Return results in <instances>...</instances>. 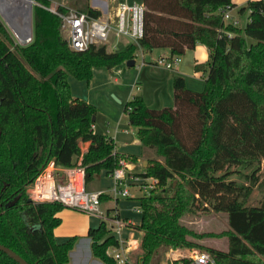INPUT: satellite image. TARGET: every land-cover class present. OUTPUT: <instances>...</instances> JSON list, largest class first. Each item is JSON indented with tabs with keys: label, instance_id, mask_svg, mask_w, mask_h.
<instances>
[{
	"label": "trees",
	"instance_id": "16d2710c",
	"mask_svg": "<svg viewBox=\"0 0 264 264\" xmlns=\"http://www.w3.org/2000/svg\"><path fill=\"white\" fill-rule=\"evenodd\" d=\"M50 6L52 0H36ZM30 1H27V5ZM76 10L101 17L91 0H76ZM143 35L120 51L92 44L77 51L61 32V17L41 5L33 8V38L20 44L0 16V244L30 264H67L77 237L58 243L59 202L34 203L26 191L50 159L63 167L77 164L81 143L90 142L82 163L87 182L101 171L110 175L118 158L109 135L94 130L95 106L73 96L69 76L91 80L93 68H112L135 59L137 47H167L172 56L201 43L208 59L194 66L205 74L204 88L186 87L172 75L173 106L148 107L133 94L124 103L129 125L137 128L142 148L157 158L141 174L155 177L160 190L140 198L141 221L128 224L141 232L134 262H152L154 251L201 247L216 264H264V179L255 176L264 159V0H248L244 27L223 19L221 10L232 0H142ZM70 8L60 6L63 12ZM250 38L251 41H248ZM255 166L248 184L231 178ZM263 188L259 205H245L256 184ZM104 196L102 195V199ZM212 209L227 213L229 229L222 233L226 249L206 246L185 225L187 213ZM92 251L103 264H118L110 248L119 242L106 221L89 229ZM0 264H20L0 250ZM172 264H191L189 258Z\"/></svg>",
	"mask_w": 264,
	"mask_h": 264
},
{
	"label": "rangeland",
	"instance_id": "374dc122",
	"mask_svg": "<svg viewBox=\"0 0 264 264\" xmlns=\"http://www.w3.org/2000/svg\"><path fill=\"white\" fill-rule=\"evenodd\" d=\"M29 0H0V9L4 12L6 18L8 20H5V18L1 15L2 20L5 22L8 30L10 33L14 36L16 41L19 43L21 38L17 35L18 30H20L23 26H31V16H30V9H31V3L29 2L27 5L25 4ZM71 1V0H68ZM105 0H91L92 4H99L101 2H104ZM107 2H110L111 8H113L114 5L118 4V9L120 6V2H126L129 5L133 4H140L142 0H115L116 3L112 0H106ZM248 0H244L239 5H245ZM20 2V3H18ZM36 5H41L36 0L32 1V8H34ZM45 9L53 12V13H64L60 10V6L76 9L77 3L76 0L73 4L67 3V4H59L56 3L55 0H52L50 6L41 5ZM98 6V5H97ZM237 7L233 14L238 17V26L244 27L246 22V13L247 9L243 10L242 12L239 11V9L242 7ZM10 7V8H9ZM117 9V12H118ZM101 10V9H100ZM11 12V13H10ZM116 12V15H117ZM230 13V12H229ZM104 15H107L106 13ZM116 15L114 17L116 19ZM103 16V14H102ZM231 16V15H230ZM232 17V16H231ZM231 19V18H230ZM230 19H226V21H230ZM9 21V22H7ZM14 26H12L11 24ZM61 32L64 37H66V31L63 28L62 25V19H61ZM125 39H129L127 37H123ZM248 41H251L250 38H247ZM153 52L146 53L148 49H144V59L148 62L151 58V56H154L158 54V48H153ZM110 51H120L119 45L114 49ZM134 66H127L126 61H123L119 63V67L117 68H123L125 74L121 75H114L112 68H108L107 66H96V70L93 73V77H96V80L93 82L92 79L86 80V79H77L75 76H71V91L74 95L80 97L81 99H89V102H91L95 108H96V120L94 121V124L96 126V131L99 134L104 135H111L109 132L112 131L113 126L118 121L119 116L122 112H124L123 105H121L116 99V95L114 90L116 91H123L128 90L132 87V84L137 77L138 80V86H140V89L135 91V94H139L143 97V100L146 105L149 103H153L155 108H162L165 106H172L173 105V95H172V81H166V78H170L171 71H168L162 67L151 65L150 63H146L144 66H140L139 69L138 66L140 65L141 58L138 57L135 60ZM117 66V65H116ZM105 70V72H110V77L106 75V73H99V70ZM197 79L191 78L189 81L191 85H194L195 87H199L200 90H203V81L199 78L198 75H196ZM114 78L116 81H114ZM166 82H168L166 84ZM160 90V91H159ZM194 90V89H193ZM158 92L160 94H158ZM115 97H114V96ZM162 96L163 100L165 102H160V104H157L158 98ZM117 98V97H116ZM168 102H166L167 100ZM125 103V102H124ZM156 105H162V106H156ZM150 107V106H149ZM119 110V111H118ZM120 113V114H118ZM121 126L120 128H129L133 130L132 134H120L118 137L117 144L119 145V151L124 153H132L131 151H138L139 148H137L134 144H129L125 146L123 143H129L132 139H139L137 135V128L135 126H129L127 123V115H124L122 119H120ZM151 158L147 159L148 161L152 160L153 158H157L155 154L152 153L150 156ZM147 166V165H146ZM255 168V166H251L246 169H240L239 173H235L231 176V178H234L237 182L242 184H248V174L253 172L252 170ZM255 176H258L259 181L258 183H261V181L264 179V159L261 160V162L258 165V170L255 172ZM256 184L252 188V192L248 196V198L245 200V205L248 206H257L260 204L262 195H263V188L260 186V184ZM111 181L104 175L97 177L94 176L92 179H90L87 182L88 190L90 191H98L101 192L103 190H107L110 186ZM30 185V184H29ZM29 185H27L26 191L28 193ZM105 198H103L104 200ZM114 204L112 199L104 200L102 203V207L105 208L109 205ZM117 207L120 209L121 216L125 214L127 207L129 208L131 205L125 207L124 210L121 208V201L119 200L117 202ZM78 211V210H77ZM84 213V212H83ZM87 214V213H85ZM182 221L185 225H187L189 228H191L195 233L198 234H213L216 236H207L203 239L196 238L195 240H198V242L206 245V246H217L221 249H225L227 246V239L225 236L222 235L223 232L229 229L228 225V219H227V213L225 212H217L212 209L208 210H198L193 213H187L183 216ZM108 225V224H107ZM110 228V226L108 225ZM133 227V226H132ZM110 228V233H111ZM191 254L194 250H200L204 249L201 247H186ZM131 254L137 255V249L133 250ZM127 258V256H126ZM184 258V257H183ZM190 259V258H189ZM191 260V259H190ZM136 261V258H135ZM152 262H157L159 264H168L169 259L165 257L164 253H161L160 250H155L152 255ZM128 262V260H127ZM132 262V258L130 260ZM172 264V263H170Z\"/></svg>",
	"mask_w": 264,
	"mask_h": 264
},
{
	"label": "crops",
	"instance_id": "0c3cea01",
	"mask_svg": "<svg viewBox=\"0 0 264 264\" xmlns=\"http://www.w3.org/2000/svg\"><path fill=\"white\" fill-rule=\"evenodd\" d=\"M55 1L56 3H59V4H67L71 2H73L74 4L75 2V0H71V1L55 0ZM112 1L116 3L115 0H112ZM243 1L244 0H232L234 5L230 9V15L232 16L231 20H236L238 22L239 19L237 16L233 14V12L237 7L242 6L239 4H241ZM100 4L101 5L99 4H95V5L92 4V5L102 10L103 16L101 17L103 19H111V20L114 19L119 3H116L117 5H114L113 8H111L110 2H107L106 0L104 2H101ZM140 4H143V3L141 2ZM105 13L107 15H104ZM248 13L249 12L247 11L246 21H247ZM111 41L116 42L117 46L119 45L120 50L124 49L125 46L130 43L129 39L127 40L123 37L116 39L114 38V36L111 37ZM158 49H159L158 54L151 56L150 60L148 62L146 61V63H150L151 65L158 66L157 64H155V61L159 56H165V57L172 56L169 48L163 47V48H158ZM110 52H114V51H110ZM151 52H153V50L148 51L146 53H151ZM180 57H181V60L178 63H176L172 69H166L168 71H171V76L170 78L169 77L166 78V81H172V75L178 74L184 78L185 85L187 88L191 90L194 89V91H201L199 87L197 86L195 87L194 85H191L189 80L191 78L197 79L196 75H198L199 78L203 81V87H204L205 74L202 71H195L194 66L196 64L206 62V60L208 59V49L206 48L205 45L201 43H197L194 46V48L185 50V52ZM146 63L143 65H139L138 68L140 69L141 68L140 66L146 65ZM159 66L162 67L161 65ZM117 67H119V65L112 67L114 75L119 76L123 73L125 74L123 68L121 67L117 68ZM95 70H96V67L93 68V73ZM99 73H106L108 77L111 76L110 72H105V70H102V69L99 70ZM71 76L73 75L69 76L70 86H71ZM95 80H96V77H93L92 81L94 82ZM114 81H116L115 78H114ZM138 83L139 82L136 77L131 88H129L128 90L120 91V92L114 90L117 98L114 95L113 96L121 105L124 106V102H126L131 97V95L135 94L134 92L136 90L138 91L140 89V86H138ZM167 83L168 82H166V84ZM158 94L160 93L158 92ZM172 95H173V88H172ZM73 96L78 97L74 94ZM161 100H163L162 96L158 98L157 104H160V102H165ZM168 100L166 102H168ZM86 101L89 102V99H87ZM173 104H174V100H173ZM147 106L148 107L150 106V108H155L154 107L155 105L153 103H149ZM156 106L158 107L162 105H156ZM124 115H126L124 112L120 114L118 121L115 123V125L112 128V131L109 132L111 134L109 136H111L112 139L114 140L115 149L117 152L135 156L132 160L126 159L125 169L128 175L133 176V177H137V176L140 177L141 174L144 173V170L146 168L147 159L151 158L150 156L152 155V153L153 154L155 153L152 149L142 148L139 139H136V138L132 139L129 143H123V144L125 146L129 144H134L137 148H139V152L131 151L132 153H129V152L124 153V152L119 151V145L117 144L119 140L118 139L119 135L120 134L129 135L133 133L132 128L131 129L120 128L121 126L120 119H122ZM129 126H132V125H129ZM94 130L95 132H97L95 125H94ZM89 145H90V142H82L81 148H85L86 150H88ZM102 175H104L111 181V184L108 187V189L103 190L104 192L103 196L105 198L104 200L112 199L114 204L103 208L102 203L104 200L102 199L101 212L96 213V214H85L83 212H80V211H77L71 208H67V207H65L64 209L61 210V212H59V216L61 217L62 221H61V224L57 226L54 230L56 241L58 243H64L73 237H77L76 243L69 253V262L67 264H103V262L100 259L94 256L93 251H92V240L88 234L90 228L98 227L103 220L106 221L107 224L110 226L112 230L111 234L115 237V239L118 241H122L125 245H127V248L125 249L124 253L127 256L128 262H130L131 258H132V262H134L135 258L137 257L136 254H131V253L133 252V250H135V248L138 245L141 232L135 227H132L128 224H132V225L140 224V221H141V212L139 210L140 198L143 197L146 192L142 190L137 185L136 182L131 181V179H129V181L127 182V187L129 190L128 196L126 197L114 196L112 194V186H113L112 178H110V176L107 175L105 171H101V173H99L97 177H100ZM119 200L121 201L122 210H124L125 207L129 206V204L131 205L129 208L127 207L125 214L122 216L120 214V209L116 205ZM113 219H119L120 223L115 224L112 221ZM213 247L219 248L217 246H213ZM157 250H160L161 253H164L165 257L169 259L168 264L172 263L174 260H178L183 257L190 258L191 264H192L193 255L187 248L171 249L167 246L162 245L158 247L156 251Z\"/></svg>",
	"mask_w": 264,
	"mask_h": 264
},
{
	"label": "built area",
	"instance_id": "2783aa9c",
	"mask_svg": "<svg viewBox=\"0 0 264 264\" xmlns=\"http://www.w3.org/2000/svg\"><path fill=\"white\" fill-rule=\"evenodd\" d=\"M143 4L129 5L121 2L116 19H103L93 17L85 12H80L70 8L69 11L58 13L62 19V25L66 31V38L70 47L77 51L88 49L92 44H106L108 50L117 47L116 42L111 41V37L118 39L127 37L130 43H135L143 35ZM230 8L221 10L223 19H230ZM237 21L234 20V23ZM144 49L137 47L135 59L140 57V65L146 63L144 59ZM134 59V60H135ZM181 60L180 56H159L155 64L161 65L165 69H172ZM85 148H81L76 165L63 167L56 163L54 159L48 160L39 170L33 181L29 185L28 196L34 203L59 202L67 208L78 210L87 214L101 212L103 191H90L87 187L86 168L82 163ZM126 159L118 158V164L112 169L109 175L112 178V194L114 196L126 197L129 194L127 182L129 179L137 183L144 190L145 195H150L153 190H160L155 177H133L127 174L125 169ZM119 224V219L112 220ZM118 247L110 248V254L118 264H126L125 245L118 241ZM192 264H216V258L205 249L194 250Z\"/></svg>",
	"mask_w": 264,
	"mask_h": 264
},
{
	"label": "water",
	"instance_id": "95a60500",
	"mask_svg": "<svg viewBox=\"0 0 264 264\" xmlns=\"http://www.w3.org/2000/svg\"><path fill=\"white\" fill-rule=\"evenodd\" d=\"M32 1L33 0H30L31 2V33H30V36L29 38L25 39V40H20V44H28L32 38H33V8H32ZM0 13L1 15L5 18V20H8L3 11L0 9ZM9 22V21H7ZM135 64V61L134 59H130V60H127L126 61V65L127 66H134ZM96 117H94L95 119ZM0 250L5 252L6 254H8L10 257H12L13 259H15L17 262H19L20 264H30L25 258H23L20 254H18L17 252H15L13 249L9 248L8 246L6 245H3V244H0Z\"/></svg>",
	"mask_w": 264,
	"mask_h": 264
},
{
	"label": "bare ground",
	"instance_id": "6f19581e",
	"mask_svg": "<svg viewBox=\"0 0 264 264\" xmlns=\"http://www.w3.org/2000/svg\"><path fill=\"white\" fill-rule=\"evenodd\" d=\"M14 1V0H13ZM30 1V0H29ZM20 3V2H18ZM31 3V2H30ZM10 8V7H9ZM31 11V9H30ZM4 13V12H3ZM11 13V12H10ZM5 15V14H4ZM30 16H31V12H30ZM6 17V16H5ZM11 24V23H10ZM12 25V24H11ZM13 26V25H12ZM14 27V26H13ZM31 33V26H23L20 30H18L17 35L21 38V40H25L27 38H29Z\"/></svg>",
	"mask_w": 264,
	"mask_h": 264
}]
</instances>
